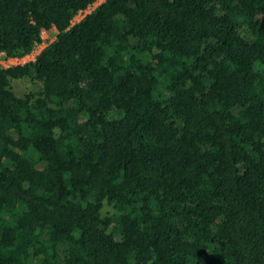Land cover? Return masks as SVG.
Wrapping results in <instances>:
<instances>
[{
    "label": "trees",
    "instance_id": "1",
    "mask_svg": "<svg viewBox=\"0 0 264 264\" xmlns=\"http://www.w3.org/2000/svg\"><path fill=\"white\" fill-rule=\"evenodd\" d=\"M94 1L0 0V264H264V0Z\"/></svg>",
    "mask_w": 264,
    "mask_h": 264
},
{
    "label": "rangeland",
    "instance_id": "2",
    "mask_svg": "<svg viewBox=\"0 0 264 264\" xmlns=\"http://www.w3.org/2000/svg\"><path fill=\"white\" fill-rule=\"evenodd\" d=\"M99 1H101V0H95L93 3L89 4L88 10H86L84 13L88 12ZM84 13H80L78 15H74L72 17L71 22H74L77 19H79ZM241 33L244 36H247V34H248L246 31H241ZM44 36H45L44 40L38 46H35L34 49L30 53L25 54L22 57H19L17 59H11V58L3 57L0 54V65L1 66H6L8 64L21 63V62H24V61H26L28 59H32L34 57V54L43 45H45V43H47L48 41H50L54 37V30L51 29L46 34H44ZM10 84H11V87H12L13 91L16 94H21V93L25 92L26 90H35L38 87L39 82L37 80L31 79L29 77H22V78L11 79L10 80Z\"/></svg>",
    "mask_w": 264,
    "mask_h": 264
},
{
    "label": "built area",
    "instance_id": "3",
    "mask_svg": "<svg viewBox=\"0 0 264 264\" xmlns=\"http://www.w3.org/2000/svg\"><path fill=\"white\" fill-rule=\"evenodd\" d=\"M88 7H89V5H87L84 9H79L76 13H75V15H78V14H80V13H84L86 10H88ZM47 32L45 31V30H42L41 31V33H40V36H41V38L44 40V38H45V36H44V34H46ZM42 40V41H43ZM41 41V42H42ZM40 42V43H41ZM40 43H38L36 46H38ZM6 58H11V59H17V57H6Z\"/></svg>",
    "mask_w": 264,
    "mask_h": 264
}]
</instances>
